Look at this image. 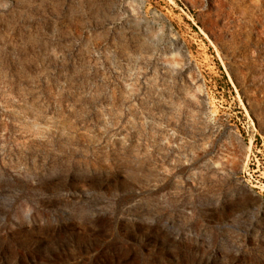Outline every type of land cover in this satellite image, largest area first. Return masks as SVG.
I'll return each mask as SVG.
<instances>
[{
  "label": "rangeland",
  "instance_id": "rangeland-1",
  "mask_svg": "<svg viewBox=\"0 0 264 264\" xmlns=\"http://www.w3.org/2000/svg\"><path fill=\"white\" fill-rule=\"evenodd\" d=\"M0 264H264V0H0Z\"/></svg>",
  "mask_w": 264,
  "mask_h": 264
}]
</instances>
